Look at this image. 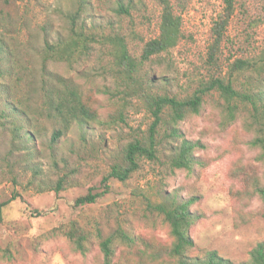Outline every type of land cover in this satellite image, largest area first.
I'll return each instance as SVG.
<instances>
[{
    "label": "rangeland",
    "instance_id": "rangeland-1",
    "mask_svg": "<svg viewBox=\"0 0 264 264\" xmlns=\"http://www.w3.org/2000/svg\"><path fill=\"white\" fill-rule=\"evenodd\" d=\"M172 3L183 18V38L146 61L142 74L154 93L185 97L216 72L207 58L224 4ZM160 23L156 0H0V197L6 202L0 264H103L101 241L107 237L114 240L115 261L126 264L123 256L131 248L123 234L135 238L138 247L143 241L171 245L169 223L152 204L191 196H198L192 209L202 217L191 228L196 246L189 254L203 257L217 250L233 264L249 263L252 249L264 240V204L258 194L245 191L248 179L234 178L233 172L236 165L253 163L264 183L261 149L249 143L264 134L263 118L254 116L250 101L236 99L231 115L225 98L213 91L200 113L177 124L166 113L158 127V158L143 159L127 181H104L134 134L154 119L140 97L126 94L110 37H123L139 59L145 43L160 34ZM75 32L92 37L85 53L73 63L49 61L48 68L74 80L104 122H75L66 129L44 106L43 49ZM218 57L219 75H228L238 59L254 62L236 73L235 87L264 95V0H237ZM122 105L127 123L107 124ZM259 106L262 110L261 101ZM174 127L181 135H173ZM58 130L62 133L54 139ZM185 138L205 145L196 155L209 162L206 167L172 166ZM89 194L96 200L76 202ZM73 220L87 233L85 253L66 235ZM167 260L174 264L175 259Z\"/></svg>",
    "mask_w": 264,
    "mask_h": 264
},
{
    "label": "trees",
    "instance_id": "trees-1",
    "mask_svg": "<svg viewBox=\"0 0 264 264\" xmlns=\"http://www.w3.org/2000/svg\"><path fill=\"white\" fill-rule=\"evenodd\" d=\"M161 6L160 34L147 41L144 45L141 58L134 57L128 50L123 37L114 35L110 37L116 45L115 63L117 71L124 74L127 83L126 94L138 96L151 111L154 119L149 128L143 132H136L133 139L126 145L121 156L111 165L109 172L104 176L107 183L111 178L120 181H127L133 173L140 169L142 160L154 161L158 158V127L168 113L173 123L185 119L191 114L200 113L205 96L213 91H218L228 103V110L234 114L236 99L250 101L253 104L254 116L261 113L263 120H259L264 126V95L258 93L241 91L235 87L236 73L254 66V62L238 59L231 66L228 75L216 74L219 72L218 53L225 38L227 28L236 10L237 0H222L224 7L212 27L213 42L209 46L207 62L215 68L208 79L200 81L194 92L185 97L171 96L169 94H156L147 85L146 74H142L146 61L155 55L167 52L176 47L183 38V18L175 12L172 0H156ZM70 36L68 39H59L53 42H46L43 49L42 66V92H44V106L50 117L61 119L64 127L69 129L73 123H91L104 121L101 118L100 109L94 107L90 98L84 95L80 86L67 77L58 74L48 68L49 61L75 62L79 56L85 53L90 35L79 34ZM1 49V47H0ZM0 56V61H1ZM264 61V58H263ZM1 68V67H0ZM3 70H0V74ZM262 103L259 106V102ZM12 103V102H10ZM17 109V108H16ZM107 124L118 122L127 123L124 106L118 108L114 114H109ZM62 130L55 133L54 139L60 136ZM181 135L180 129L174 127L173 135ZM252 146L261 149L260 158L264 160V134L249 142ZM205 145L201 141L185 138L172 157L171 164L175 168H186L190 171L196 166L206 167L208 161L196 155V150ZM234 178L243 177L248 179V186L245 191L250 194H258L264 204V183L259 177L255 164L236 165ZM237 195L238 191H237ZM97 195L89 194L78 198V204L93 202ZM198 200V196L182 198L180 200H165L152 204V208L164 215L170 226V233L173 237L171 245L161 244L157 241H143L144 247H138L135 238L123 234L124 241L130 246V252L124 257L126 264L136 261V264H168L167 257L174 260V264H233L232 260L223 257L217 250L207 252L203 257L190 255L189 252L196 246V241L191 234L192 226L202 217L200 212L192 209V205ZM6 202L0 197V223L4 220V207ZM264 214V208H263ZM74 242L75 248L81 252L87 251V233L76 222H70V228L66 231ZM103 252V264H120L116 257L114 240L107 237L101 241ZM129 255V256H128ZM136 259V260H134ZM248 264H264V240L258 242L251 251V259Z\"/></svg>",
    "mask_w": 264,
    "mask_h": 264
}]
</instances>
